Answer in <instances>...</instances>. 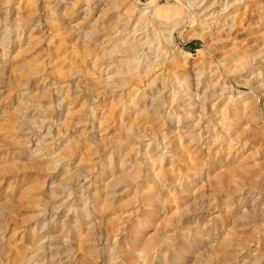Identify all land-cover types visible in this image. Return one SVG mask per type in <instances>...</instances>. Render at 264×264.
I'll return each mask as SVG.
<instances>
[{
  "label": "rangeland",
  "instance_id": "rangeland-1",
  "mask_svg": "<svg viewBox=\"0 0 264 264\" xmlns=\"http://www.w3.org/2000/svg\"><path fill=\"white\" fill-rule=\"evenodd\" d=\"M0 264H264V0H0Z\"/></svg>",
  "mask_w": 264,
  "mask_h": 264
}]
</instances>
